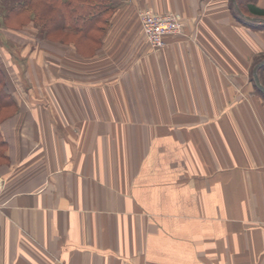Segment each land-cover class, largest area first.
Returning <instances> with one entry per match:
<instances>
[{"label": "crops", "instance_id": "0c3cea01", "mask_svg": "<svg viewBox=\"0 0 264 264\" xmlns=\"http://www.w3.org/2000/svg\"><path fill=\"white\" fill-rule=\"evenodd\" d=\"M109 2L68 53L0 11V264H264V17ZM147 8L183 33L152 48Z\"/></svg>", "mask_w": 264, "mask_h": 264}, {"label": "trees", "instance_id": "16d2710c", "mask_svg": "<svg viewBox=\"0 0 264 264\" xmlns=\"http://www.w3.org/2000/svg\"><path fill=\"white\" fill-rule=\"evenodd\" d=\"M108 3L109 0H0V11L8 27H13V23L18 27L30 20L49 40L78 46L90 43L83 39L112 8ZM236 3L246 14L264 17V9L255 0H236ZM4 82L0 71V111L6 103L1 98H8Z\"/></svg>", "mask_w": 264, "mask_h": 264}, {"label": "built area", "instance_id": "2783aa9c", "mask_svg": "<svg viewBox=\"0 0 264 264\" xmlns=\"http://www.w3.org/2000/svg\"><path fill=\"white\" fill-rule=\"evenodd\" d=\"M138 19L142 34L152 48L161 47L167 34L183 33V21L174 12L157 13L147 8L138 12Z\"/></svg>", "mask_w": 264, "mask_h": 264}, {"label": "rangeland", "instance_id": "374dc122", "mask_svg": "<svg viewBox=\"0 0 264 264\" xmlns=\"http://www.w3.org/2000/svg\"><path fill=\"white\" fill-rule=\"evenodd\" d=\"M233 7V6H232ZM140 11V10H139ZM36 29H38V28H36ZM39 31V30H38ZM55 38H57V37H55ZM18 39H22L23 40V38H22V36H19L18 37ZM58 44L56 45V47L59 49V48H62V50L63 51H65L66 53H68L67 51L70 49V50H74V48L72 47V45L71 44H69V43H66V42H61V41H56ZM52 45H54V44H52ZM71 47V48H70ZM50 48V47H49ZM64 52V53H65ZM16 54V53H15ZM69 58L71 59V61L74 63V55L72 56H70V54H69ZM14 59V62H13V64L15 63V64H17V65H19V63L20 64H22V61H23V58L22 57H20V56H16L15 55V58H13ZM19 61V62H18ZM26 64H25V62H23V64H22V66L24 67ZM16 70V69H15ZM18 70H19V68H18ZM20 70H22V69H20ZM20 70L18 71V73H17V71H16V73H15V84H17L18 83V81L21 79L20 77H21V73H20ZM19 85V84H18ZM21 86V85H20ZM9 87H11V83H10V86ZM16 92H18V89H16V91L14 90V94H15V96L17 95V93Z\"/></svg>", "mask_w": 264, "mask_h": 264}, {"label": "water", "instance_id": "95a60500", "mask_svg": "<svg viewBox=\"0 0 264 264\" xmlns=\"http://www.w3.org/2000/svg\"><path fill=\"white\" fill-rule=\"evenodd\" d=\"M235 1V0H234ZM235 6L236 8L239 10V7L236 5L235 3ZM250 19H255V17H248ZM264 21V18H260ZM264 64V59L261 60L260 62H258L255 66H254V70H253V76H254V81H255V84H256V87L262 92L264 93V85L260 82L259 78H258V74H257V69L262 65Z\"/></svg>", "mask_w": 264, "mask_h": 264}]
</instances>
